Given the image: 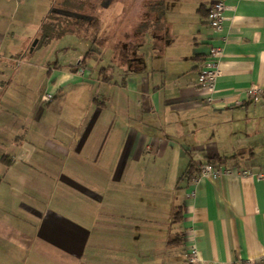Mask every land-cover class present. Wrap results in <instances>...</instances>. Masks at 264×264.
I'll return each instance as SVG.
<instances>
[{"label": "crops", "instance_id": "obj_1", "mask_svg": "<svg viewBox=\"0 0 264 264\" xmlns=\"http://www.w3.org/2000/svg\"><path fill=\"white\" fill-rule=\"evenodd\" d=\"M38 1L53 2L0 0V264H187L189 244L201 264H264V94L249 93L264 88V0H225L223 39L216 0H102L92 36L54 38L91 51L82 77L85 55L17 64L50 8L9 19ZM204 163L220 173L190 181Z\"/></svg>", "mask_w": 264, "mask_h": 264}, {"label": "built area", "instance_id": "obj_2", "mask_svg": "<svg viewBox=\"0 0 264 264\" xmlns=\"http://www.w3.org/2000/svg\"><path fill=\"white\" fill-rule=\"evenodd\" d=\"M227 8V5L225 3V0H216L212 3V5L209 8L208 15H207V23L212 31L219 39H223L224 37L220 36V33L223 31L224 27V20L225 15L224 12ZM223 53L222 46L210 44L208 47V51L204 58L199 63V73H198V80L197 84L200 88H202L206 93V101L211 102V93L214 91V84L215 80L219 74V58L221 57ZM17 64H20L22 62V59L16 60ZM85 67L79 66L76 69V73L79 76H83L85 74ZM250 94H264V88H258L256 86L251 87L249 90ZM51 95L46 94L44 96V100H50ZM198 174L193 176L190 181H195L199 177L205 176V175H211L215 176L218 173H220L219 167H213L209 163L200 164L198 167ZM248 173V171H242L241 174ZM193 194V192H192ZM187 256H186V263L187 264H201L200 263V257L197 251V248L189 244L187 248ZM244 264H256L255 260L248 259L245 261Z\"/></svg>", "mask_w": 264, "mask_h": 264}, {"label": "trees", "instance_id": "obj_3", "mask_svg": "<svg viewBox=\"0 0 264 264\" xmlns=\"http://www.w3.org/2000/svg\"><path fill=\"white\" fill-rule=\"evenodd\" d=\"M55 1L56 0H53L49 14L40 24L37 46L46 44L50 40L60 36L63 32L88 30L96 28L99 25L102 0H61L58 4H56ZM96 40L97 39H95V41ZM100 40L102 39L100 38ZM90 52L91 51H88L85 56L74 65L73 68L75 71L79 66H86V57ZM126 56L125 54L124 57ZM197 174V166L189 165L185 170V175L189 180ZM180 216V212L175 213V218L179 219Z\"/></svg>", "mask_w": 264, "mask_h": 264}, {"label": "rangeland", "instance_id": "obj_4", "mask_svg": "<svg viewBox=\"0 0 264 264\" xmlns=\"http://www.w3.org/2000/svg\"><path fill=\"white\" fill-rule=\"evenodd\" d=\"M106 1L107 0H105L104 2L106 3ZM59 2H61V0L55 1L56 4H58ZM22 6L19 8L18 14L9 19L12 28L16 27L18 29L20 28V25H32L33 23L37 24L38 22H40L41 18H43L48 13L50 8V4L47 1L45 3H41L39 1L36 4L31 3L28 9L25 10L28 11L29 14L31 13V16H28L22 10L25 8ZM38 12L40 13L38 17H36ZM20 14L24 16H21ZM92 32L94 34L96 32V28L89 29L90 35ZM82 43V40H80L79 38L66 35L63 38L54 39L46 45H40L36 47L31 56H26L24 59H22V63L28 61L29 64H37L38 66L46 65L48 63L50 64L54 61L57 63L59 62L62 65H68L70 63L73 64L77 60V58H82L86 54V51L83 49ZM20 58L21 57H19V59ZM94 60L95 59L90 60V65H95ZM28 76L29 73L27 77Z\"/></svg>", "mask_w": 264, "mask_h": 264}, {"label": "water", "instance_id": "obj_5", "mask_svg": "<svg viewBox=\"0 0 264 264\" xmlns=\"http://www.w3.org/2000/svg\"><path fill=\"white\" fill-rule=\"evenodd\" d=\"M36 42H37V39H35V40L33 41L32 46H35Z\"/></svg>", "mask_w": 264, "mask_h": 264}]
</instances>
